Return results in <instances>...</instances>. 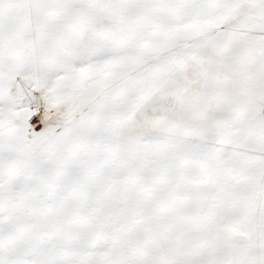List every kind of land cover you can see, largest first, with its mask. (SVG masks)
Returning <instances> with one entry per match:
<instances>
[{
  "label": "snow or ice",
  "instance_id": "6c2138e0",
  "mask_svg": "<svg viewBox=\"0 0 264 264\" xmlns=\"http://www.w3.org/2000/svg\"><path fill=\"white\" fill-rule=\"evenodd\" d=\"M0 264H264V0H0Z\"/></svg>",
  "mask_w": 264,
  "mask_h": 264
}]
</instances>
